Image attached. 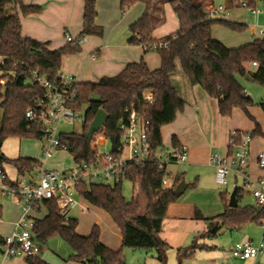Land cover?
<instances>
[{
    "label": "trees",
    "instance_id": "trees-1",
    "mask_svg": "<svg viewBox=\"0 0 264 264\" xmlns=\"http://www.w3.org/2000/svg\"><path fill=\"white\" fill-rule=\"evenodd\" d=\"M160 1L119 0L121 12L138 3L144 5L142 16L130 26L133 36L129 43L141 46L145 53L152 50V45L165 43L155 50L161 58V65L151 70L142 59L129 63L115 76L102 77L98 82L76 84L78 95L70 107L78 112L83 104L88 106L84 113L82 132L59 134L61 147H66L76 164L92 163L97 159L93 139L89 140L87 134L100 110L108 115L103 134L113 149L121 144L123 133L119 124L127 120L126 110L132 107L149 126L154 147L163 146L162 127L173 123L186 105L171 81L177 69V60L189 81L217 100L222 116H231L234 108H240L255 123L251 135L261 133L260 125L249 112V107L256 103L245 93L239 77L249 76L254 82L264 84V38H256L239 47H227L213 37V26L220 25L239 32L245 30V24L209 18L206 5L201 0H167L178 18L179 29L169 34L164 41H158L154 37V13ZM238 1L246 2L248 8H257V0ZM9 6L13 11L19 7L24 16L41 12L40 6L25 5L22 0H0V78L5 80V83L0 84V111L4 110L3 119L0 116V148L9 137L42 140L40 125L29 123L25 118L26 111L45 97V91L34 74L55 80L61 74L63 56L81 52V43L87 36L103 35V29L96 24L97 0H84L83 29L79 37L58 49H49L48 43L23 36L20 16L17 13L10 14ZM254 63L257 65L254 66ZM147 92L153 94L152 103L143 99ZM258 105L264 112V101ZM173 145L180 147L175 137ZM5 162L13 164L19 176L35 171L40 165L37 159H9L0 153V168ZM163 177L157 163L134 167L129 178L142 200L137 196L128 201L123 195L122 184L91 182L77 187L79 195L106 212L120 230L122 247L117 251L102 243L98 225L93 226L88 236L80 235L77 232L78 219H67L55 199H45L35 207L37 211L41 206L45 208L46 215L34 219V235L43 245L60 236L74 250L71 259L84 264H127L123 256L125 248L153 250L157 260L165 264L170 246L160 234L170 204L182 193L176 192V185L163 189ZM6 183L11 184L9 180ZM235 195L240 198L241 189L236 188ZM221 200L223 213L204 219L207 228L201 236L215 237L223 228L234 231L250 224H264V206L230 208L226 193L221 194ZM2 241L0 238V248ZM195 245L196 241L188 249L178 250L177 264H183L182 259L194 256ZM26 261L28 264H48L39 256L27 258Z\"/></svg>",
    "mask_w": 264,
    "mask_h": 264
},
{
    "label": "crops",
    "instance_id": "crops-1",
    "mask_svg": "<svg viewBox=\"0 0 264 264\" xmlns=\"http://www.w3.org/2000/svg\"><path fill=\"white\" fill-rule=\"evenodd\" d=\"M22 2L25 5H36L41 7L40 13L30 14L26 16L21 14L19 7L14 11L20 16L21 32L23 36L32 38L39 42L48 43L49 49H58L64 46L66 42H68L65 35L66 32L69 35H71L74 39L79 37L83 29L84 0H22ZM169 6L172 8V6L167 1H165V3H161L160 1L154 13V26H155L154 37L161 42L164 41L166 38L165 39L160 37L158 38L157 32L166 23L167 15L165 12L166 10L169 9ZM132 10L135 11L132 14H130ZM143 12H144V5L140 3L131 6L125 12H121L119 0H97L96 24L103 29V35L87 36L86 38H84V40L81 43V52L74 54H67L63 56L61 63V74L64 77L72 76L75 78L77 82L80 83L98 82L102 77L115 76L119 74L129 63L140 62L142 59H144V61L151 70L158 69L161 65V58L157 52L145 53L144 49L141 46L132 45L129 43L130 38L133 36L130 31V26L133 25L142 16ZM178 25H179V21H178ZM215 26H219V25H215ZM215 26H213L212 28L213 37L221 41L223 44H225V42L221 40V38H218L214 35V30L216 29ZM161 35H163L164 37V34ZM1 61L2 58H0V62ZM245 80L250 81L246 78ZM171 81L172 84L177 89L181 98L186 102V106L182 112H179L177 114V118L173 123L162 127L161 133H162L163 142H165V140H167L169 137L170 142L173 144V138L175 137L179 145L185 147L188 152L189 151L188 149L191 147L190 146L191 142H189V140L183 134L184 130H186V128L188 129V126L193 121H194L193 123H195L196 120H198L200 123L206 122L208 120L206 118H208L209 115H213L214 119L220 120L221 125L223 126L222 133L220 131L219 133L218 132L215 133L214 134L215 137L212 141L213 142L212 145L217 146L218 149H222L226 146L227 147L226 149L228 150L229 139L232 132L239 131V132L251 134L252 131L255 129V123L250 119H248L246 114L240 108H234L231 116H222L218 110L217 100L208 96L198 85H193L187 77L185 76L183 77L180 73L178 74H176V72L173 73V75L171 76ZM175 81L180 84L182 88L181 90L175 84L176 83ZM251 82L254 81L252 80ZM245 93L248 96H251L250 92L247 91L246 89H245ZM259 108L260 109L257 110L254 109V106L249 107L250 114L253 116L255 121L260 125V129H261V133L259 135L252 136V141L249 148L248 171L250 175L254 178L257 177L264 178V171L259 169L256 164V158L258 153L264 151V112L261 109V107ZM243 116L246 117L248 121H246L245 119L242 120ZM4 141L1 145L0 150L3 147ZM4 155L7 158H9L6 154ZM37 156L38 155H34V154H22L21 151H19L18 154L12 156L13 158L11 159H16L18 157H26V158H33L38 160ZM188 159H189V153H188ZM207 161H208L207 164L203 163V159H201L199 156H193V154L191 155L190 152V161L189 162L187 161L186 163H188L187 164L188 169L196 171L195 172L197 175L196 177H199V173L201 174L202 171L204 172L205 169V171H207V173L211 175L212 179H214L215 166L210 161V156L207 157ZM42 164L44 165V163ZM5 165L7 167H5ZM8 168H9V173L11 174V178L7 172ZM1 169L6 174L7 179L13 185L18 182L30 181L34 174V171H32L30 173H26L23 176H19L15 166L8 162L3 163ZM169 173H170L171 184L176 185L177 187L179 183L183 181V176L182 177L180 175L173 176L171 171H169ZM0 184H1V179H0ZM186 186L187 184H184L181 193H183ZM236 188L241 189V197L240 198L236 197V201L238 205L237 207H239L241 206L239 202L243 198L245 191L243 190V188L236 186L233 192L235 191ZM222 193L227 194V192H222ZM0 194H2L5 197L7 196V198H4L0 195V213L2 215V220L0 221V238L4 239V237L13 233L15 229V224L21 216V207L16 197L7 195L6 193L3 192L2 189H0ZM231 194L229 196L227 194V198L229 202H230ZM77 196L83 198L81 195H77ZM78 204L79 202L77 203L76 206H78ZM88 204L90 203L88 202ZM44 209L45 208H42L41 206L40 210L38 211L34 210L31 213L32 218L33 219L38 218L37 216L41 214ZM198 215L200 214L195 213V216L193 215L190 216L189 218L190 220L188 222H184L183 218L180 220L176 218L175 220L170 218L167 213V217L163 222V227L160 234L162 240L165 241L170 246V248L174 247L177 248L178 250L188 249L189 247L186 248L184 247V245L186 243V240L190 237V235H192L195 232L194 225L196 223L195 224L193 223L195 221V217L196 218L202 217L201 215H200L201 217H199ZM253 225L255 224L247 225L242 230H234L236 234L235 237L233 238L234 240H232L231 242V248L236 242L251 240L252 242L256 243L263 237L264 235L263 225H257L261 227L262 230L261 232L253 228L250 229L248 228L249 226H253ZM206 228L207 226L204 227L203 229L206 230ZM205 230H203V232ZM176 234L181 235V237L180 236L176 237ZM101 241L103 244H105L112 250L117 251L121 249L122 247L121 232L117 228L114 222L113 225H110L109 231H105V229L101 226ZM39 257L48 264H84V263L70 261L68 260L69 257L67 258V260L61 258L49 260L48 257L44 258V256L41 257L40 255ZM177 259H178V252H177ZM210 261L211 264H218V262L219 264H254L253 260L243 261L236 259L231 255H226V256L220 255L218 257H214L210 259ZM210 263L203 262V264H210ZM258 263L264 264V255L258 259ZM0 264H28V263L25 258H21V257L6 259L4 258L0 250Z\"/></svg>",
    "mask_w": 264,
    "mask_h": 264
},
{
    "label": "built area",
    "instance_id": "built-area-1",
    "mask_svg": "<svg viewBox=\"0 0 264 264\" xmlns=\"http://www.w3.org/2000/svg\"><path fill=\"white\" fill-rule=\"evenodd\" d=\"M241 7H247L246 2L240 3ZM254 14L260 13L256 8L252 9ZM209 18H223L229 16L226 8L212 5L206 6ZM259 36H264V28L258 31ZM67 41L75 39L67 34ZM166 45L158 43L152 45V49ZM254 66L257 63L253 64ZM41 88L45 91V97L40 99L35 107L30 108L25 113V118L29 123L38 124L42 130V155L45 159L51 158L57 150L67 151L66 147H61L59 141L58 125L62 120L72 121L77 112L70 106L74 103L78 95L74 77H64L60 74L55 80L34 74ZM0 84H3L0 78ZM147 103L153 102V94L147 92L143 97ZM127 120L121 121L119 129L122 131L121 144L117 149L111 148L110 152L99 153L98 142H106L103 128L93 136V149L97 152V159L92 163L76 164L61 172L49 170L40 165L34 171L33 177L28 182H18L16 184L6 183V174L0 168V188L9 196L18 199L21 207V216L15 224L12 234L4 237L1 244V252L6 259L12 258H34L40 255L41 244L37 241L34 232V219L31 213L37 204H41L45 199H55L61 213L68 219V214L77 205L76 195H79L77 187L84 183H109L122 184L125 180H130V175L134 167L142 166L146 163H157L163 172V189L172 186L170 182V165L184 164L188 160V152L185 147H175L172 151L155 148L152 143V135L144 117L132 107L126 110ZM252 141L250 133L234 131L230 135L227 153L221 155L214 153L210 156V161L215 166V180L223 186L229 185L230 177L237 186L238 179H243L244 188L250 189V193L256 200V206H264V178H254L250 175L249 168V148ZM256 164L264 171V151L258 153ZM132 182V181H131ZM133 183V182H132ZM134 185V184H133ZM244 190V189H243ZM2 215L0 213V221ZM264 229V224H263ZM230 255L239 260H253L254 264L264 255V235L256 243L251 240L236 242L231 248Z\"/></svg>",
    "mask_w": 264,
    "mask_h": 264
},
{
    "label": "rangeland",
    "instance_id": "rangeland-1",
    "mask_svg": "<svg viewBox=\"0 0 264 264\" xmlns=\"http://www.w3.org/2000/svg\"><path fill=\"white\" fill-rule=\"evenodd\" d=\"M165 1L167 0H161V3H165ZM201 1L206 4V6L209 4H211L215 8L223 6L226 8L227 12L230 13V16L226 18H223L221 15H219L217 18L226 19L232 22L242 23L246 25L245 30L239 32L233 31L220 25L215 26L216 29L214 30V35L218 38H221V40H223L227 46H241L243 44L251 42L255 38H264V36L261 37L258 34V31L264 28V0L256 1V9L260 11L258 15H255L251 8L241 7L240 1L238 0ZM134 11L135 10H132L130 14H132ZM8 12L10 14L15 13L10 6L8 7ZM165 13L167 15L166 23L157 32V37L164 39L168 34L175 32L179 27L177 17L170 6ZM161 34H164V37ZM149 52L156 51L152 49ZM176 64V74L180 73L184 77L185 74L183 73L178 60L176 61ZM239 79L244 89L249 91L251 97L254 99L256 103V105H254V109L259 110L260 106L258 104L264 101V84H261L259 82H251V80L247 81L245 80V78L241 77H239ZM1 80L3 83H5L4 79ZM175 84L178 86V88H180V90L182 89L179 83L176 82ZM87 107V104H83L81 109L77 112V116L72 121L68 122L62 120L58 125V133H81L84 113ZM206 119L208 120H205L206 122L204 123H200L198 120H196L195 123H193L194 121L191 122V124L188 126V129L186 128V130H184L183 132L185 137L189 140V142H191V147L188 149V162L190 161V152L191 155L193 154V156H199L201 159H203V163L205 164H207L208 162L207 157L213 155L214 153H219L221 155L226 154V146L222 149H218L217 146L212 145V141L215 137L214 134L217 132L219 133V131L222 133L223 126L221 125V121L218 119H214L213 115H209V117ZM244 119L248 121V119L243 116L242 120ZM42 144V140H38L35 138L20 139L17 137H9L4 141L0 153L6 154L10 159L13 158L12 156H14L15 154H18L19 151H21L22 154L38 155V160L44 163V167L46 169L57 170L59 172L71 168L75 165L72 155L64 150H57L53 153L51 159H45L42 155ZM98 148L99 153H107L111 151L112 147L111 143L107 140L106 142H98ZM172 149L173 144L170 142L168 137V139L163 142V146L160 147V150L172 151ZM187 164L188 163L170 165L168 169L172 172L173 176H183V181L185 182V184H187L180 197L175 202L170 204L168 208V216L175 220L176 218L179 220L183 218L184 222H188L190 220V216H195V213H199L202 216V218L195 217V221L193 222L194 224L196 223L195 225L193 224L195 232L190 235L184 245V247L186 248L191 247L193 242L196 241L194 256L191 258H184L182 259V261L183 264H203V262L210 263V259L214 257H218L220 255H230L231 242L232 240H234L233 238L235 237L236 233L234 231L223 228L215 237L201 236L203 230H205L203 228L207 226V222L204 219L215 217L223 213L224 205L222 203L220 194L222 192H227L229 196L235 188L234 180L230 177L228 186L220 185L216 182L215 177L214 179H212L211 175H209L207 171H205V169L204 172L202 171L201 174L199 173V177H196V171L188 169ZM5 167L7 166L5 165ZM7 172L11 178L9 168ZM237 187H241L245 191L243 198L240 200L239 204L242 207L247 205H255L256 200L249 192L250 189L246 187L244 188L243 179H238ZM122 192L128 201L137 196L140 200H142V196L138 194L139 192L134 190L133 183L129 180H125L122 183ZM0 195L4 198H7V196L5 197L2 194ZM75 199L78 200L79 204L70 211L68 217L78 219L77 232L79 234L88 236L91 233L94 225H98L100 227V230L102 226L105 231H109L110 225H113V222L105 212L98 208H94L93 206L88 204V202L85 201L84 198H80L76 195ZM45 215L46 210L44 209L42 213L37 217L41 218ZM248 228H253L260 232L262 231L261 227L257 225L249 226ZM179 236L181 237V235L176 234V237ZM41 246V257H48L49 260L57 258L67 260V258L69 257L68 260L74 261L73 259H71V256H73L74 254V250L60 236L50 239L48 244H41ZM177 252V248H170L167 252L165 264H177L179 262L177 259ZM123 256L125 263L127 264H161L157 260L156 254L153 250L146 251L125 248L123 250Z\"/></svg>",
    "mask_w": 264,
    "mask_h": 264
},
{
    "label": "water",
    "instance_id": "water-1",
    "mask_svg": "<svg viewBox=\"0 0 264 264\" xmlns=\"http://www.w3.org/2000/svg\"><path fill=\"white\" fill-rule=\"evenodd\" d=\"M246 79L248 80H253L252 78H250L249 76H246ZM0 116L1 119H3L4 117V110L0 111ZM108 115L104 110H100L97 115L95 116L94 120L92 121L89 129H88V134H87V138L89 140H91L94 136V134H96L97 132H99L103 126H104V122L107 119ZM184 181H182L181 183H179V185L176 187V192L177 193H181L182 188L184 186ZM237 205V201H236V195H235V191L231 194L230 197V202H229V207L230 208H236Z\"/></svg>",
    "mask_w": 264,
    "mask_h": 264
}]
</instances>
